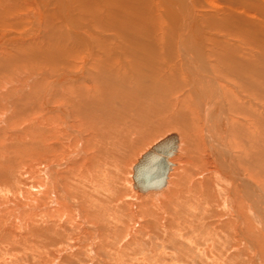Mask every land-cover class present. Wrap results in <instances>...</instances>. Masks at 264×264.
<instances>
[{
  "label": "rangeland",
  "instance_id": "obj_1",
  "mask_svg": "<svg viewBox=\"0 0 264 264\" xmlns=\"http://www.w3.org/2000/svg\"><path fill=\"white\" fill-rule=\"evenodd\" d=\"M26 29H28V27ZM0 30H4L5 32L16 31V29H14V31H10L3 28H0ZM16 39H11L12 41H5L3 39L2 44L6 47H9L13 44H23L35 38H27V40L26 38ZM22 39L24 41H21ZM2 44H0V46H2ZM15 58L17 59V57H3L2 61L0 62V264H217L219 260L226 259L227 255L232 256L235 254L233 242V246H231V244L230 246L226 244V250L228 251H226V255L223 254L224 246H222L220 243V236L218 237V235H221V237H227L229 235L228 239H235V231L233 232L232 229L230 230L228 228L223 229V226L220 228L223 223H226V221H228L227 223L231 221V223H233L234 220L233 217L235 215H232V211L227 206L230 210L228 213V209L226 207L227 204L225 205L226 208L224 207V203H226L229 197H231L230 194H235L234 207L236 208H232L233 212H235V214L239 213V215H241L243 219L246 220L245 223L248 224L250 221L251 223L253 222L250 224L251 228L249 227V224L247 226L249 227L250 231H246V234L249 233L248 235L245 234L246 237L249 238L250 236H254L253 238H249L253 240L251 245L254 244V246L249 248L250 245H248L246 242L245 247L243 246L242 248V258L239 257L230 264H264V211L262 212V210H264V198L262 197L264 196V132L261 133V140L259 139V143H261V150L263 149V151H260L259 155L260 157H263L259 158L261 169H257L256 167H253V169L250 168L252 170L242 169L238 163V157L243 154L242 151H240L238 148H235L236 150L234 149V147L231 145L233 144L231 139V144L229 143V140L225 141L227 138L224 139V143L229 149L238 171H236L234 166L233 169L235 172H240L243 174V176L250 180V182L247 183V179L236 180L235 176L233 177V172L229 171L230 169H227V172L229 173H227V175H230L229 177L227 175L224 176L225 174L220 176V178L218 175L211 177L213 168L212 164H210V161L212 160L210 154H212V152L206 133L204 132L202 121H200L198 118H196L197 122L195 123L196 127L193 136L186 137L181 127L171 124L170 119L165 117L167 116L166 110H163V108H161L158 112L154 110L157 108L142 105L141 102L143 100L139 102L137 100H133L135 102L130 104L129 102L132 100L129 99V101L126 102L128 106L123 103V105L120 106V109L118 108V111L115 109L111 110L112 113L110 111L111 105L107 104L106 107H108V112L110 111L111 114L107 112V108L105 106L102 107L101 105L99 108L97 107V109L92 108L91 106V108L94 109V112L88 111L89 113L86 112L85 115L89 114V117L93 116L91 113H97L98 115L94 116L93 118L90 117L93 120H91L93 123L89 124L90 121H88L87 125H85L84 123H86L89 118L85 119L84 114L83 116L80 115L78 117V115L76 116L75 113L78 106L77 103L79 104V98L76 96L78 92L76 91L77 93H74V90L76 89L75 86H77V80L84 79L82 71L80 73V71L75 72L74 70L72 73L62 64L59 66L58 63L57 65L49 62L46 63V61L43 62L37 57H32V59L30 58L33 62H31V60L27 57H25L24 61L22 60L24 57H18V61ZM4 59H7L8 61ZM75 59L76 58H71L70 60H65V62L70 61V63L74 64L80 63L77 65L80 66L81 60L78 58V60L75 61ZM7 63H9V65ZM4 64H7V66H4ZM11 64L12 66L10 67ZM13 65H15V67ZM4 67L5 69H3ZM49 70H52V73ZM15 72L17 73L14 74ZM67 76H74V79H68ZM69 84L72 89L70 86H68ZM60 86L63 87V89L60 88ZM73 87L75 89H73ZM53 90H55V92L58 90L56 92L57 94L54 93ZM68 91L71 92V94ZM58 93H60V95ZM73 93L75 94L76 98L75 96H71L74 95ZM60 96H62V98ZM72 98H75V101H73L74 99ZM59 102L61 104L58 105ZM141 106L145 107L141 108ZM123 108H126L131 113L126 111V109L125 113H121L124 112L122 111ZM146 111L148 112L146 113ZM263 111L264 104L261 113L262 116L264 115ZM66 112L67 116L64 114ZM118 112L120 113L118 114ZM112 114L114 115L111 116ZM117 114L118 116H121H119V118H127L129 120H115V118H118V116L115 117ZM129 114L132 116L129 117ZM145 116L147 118H145ZM151 116L154 117L152 118ZM156 116H159L158 120ZM101 117H103L102 120L100 119ZM110 117L113 118L110 120ZM136 117L137 121L140 119L142 123L137 122L135 120ZM94 118L96 120H94ZM97 118H99V121ZM262 118L263 125L261 128L264 130V117ZM147 119L150 120L147 121ZM153 119L157 121L155 122ZM123 120H125V122H122ZM201 120H203V116L201 117ZM95 121H97V123ZM132 121L133 124H131ZM145 121L152 125V128L147 122L145 123ZM126 122H130V125ZM134 122H136L137 126L139 125V127L135 125V129H132V126L135 124ZM168 122L169 125L171 124L172 126L170 125L169 127V125H167ZM104 123L105 125H102ZM110 123L111 125H109ZM97 124H101V128L97 126ZM142 124H146L149 131L146 127L145 129ZM155 124H158L157 127ZM126 126L128 130L125 129ZM165 127L167 129H165ZM171 127L172 129H170ZM140 128L144 129L141 130ZM131 129L134 131L133 133L131 132ZM97 130L100 131L98 132ZM137 131L140 133L142 131L143 132L141 135L138 132L139 136H137ZM126 132L131 133L128 134ZM171 132H178L183 138H181L183 142L182 149L180 151L181 153L179 154L181 156L178 155V158L180 159L176 160L177 168L172 173L173 176L171 175L172 181L170 180L169 187L164 190L162 194H164V192H169V190H171L173 187H176L180 190L182 189V192L181 195L176 197V201H170L171 203L169 202L166 206H157V202L154 200H152V202L143 199L145 196L147 197L149 195H153V193L144 195L143 198H141L138 197V193H136V191L133 189V167L137 164L138 159H140L142 154L146 153L155 143ZM132 134L135 136H132ZM144 134L146 137H144ZM103 136L106 137V140L103 139ZM111 139H113L112 141L119 142V144L117 143L115 145V142H111ZM111 143L112 145H109ZM99 146H101V149L98 148ZM104 148L105 150H108L103 151ZM115 149H118V151ZM99 151L100 153H98ZM103 152H106V154ZM109 152L113 155L111 156ZM208 152L210 153L208 154ZM99 154L105 156L102 157ZM244 156L245 155L242 156L243 159L245 157L247 158V156L248 160L251 159L248 153L247 156ZM106 157L110 158V160H107ZM101 159L102 163L100 162ZM245 161H247V159H245ZM115 162L116 164H114ZM261 162H263V164ZM99 164L107 165H103L102 167V165L99 166ZM241 170H244L246 173L244 174V172ZM255 172H257V174ZM231 173L233 178H231ZM219 174L221 175L222 173ZM230 178L234 181H232ZM192 180L194 183H196V185ZM209 181L211 183H209ZM238 181H243V183ZM237 182L238 184H236ZM239 183H242L245 186L242 184L240 185ZM252 184H254L256 190L259 188V192L252 187ZM189 185L193 187L195 186L198 189L194 187L195 191H191L192 187ZM183 186H185V188ZM204 186H206V189ZM239 188L242 190V193L239 191ZM253 189L254 191H252ZM210 190L213 191V195H211L212 192ZM234 191L235 193H233ZM189 192L195 193L193 195L190 193V197ZM253 192L256 193V196H254ZM129 193L131 194L129 195ZM135 193L136 195H134ZM203 193L207 194L204 196ZM155 194L161 193L159 192ZM207 195L208 199H205ZM236 196H238V199ZM187 197L189 198L187 199ZM210 197L212 200H217V203L215 200H213V204V201H210ZM217 197L218 199H216ZM199 200H201L203 205H201L202 203H200ZM207 200L208 202L210 201L209 203L212 202L211 205H209ZM257 200L260 201V203H256L257 206L259 205L257 208H259L260 214L255 216L253 212L251 213L252 210L249 209L252 207L251 204ZM189 202L191 205H189ZM204 202L208 208L204 207L206 206ZM150 203L152 204L151 208L149 205ZM202 206L204 208H202ZM156 207L157 209H154ZM159 207L162 208V211H160L161 208ZM194 209H196V211H194ZM210 209L212 212H210ZM199 210H204L205 212L203 211L202 214L201 211L199 214ZM192 213H194V215ZM187 214L190 218L187 216ZM207 214L209 216H207ZM261 215H263V217ZM177 218L179 219L177 220ZM172 221L176 222H174L175 225H172L171 227L173 230L166 227L172 223ZM185 221L186 223L183 224ZM210 221H212V223ZM164 223L166 225H164ZM205 223H207V229H204L206 228ZM220 223L222 224L219 225ZM257 223L262 224L261 226L263 227H259L260 224L257 225ZM180 225L183 227L181 232L177 230L181 227ZM256 225L259 229H257L258 232L255 228ZM198 226L201 227L202 230ZM254 230L257 233H255ZM225 232L228 234L224 235ZM203 233L206 235H203ZM253 233H255V235ZM174 234L176 237H174ZM258 236L260 240L258 239ZM214 237L216 240L213 241L212 239H214ZM180 244L182 247L179 246ZM213 244L215 248H213ZM208 247L211 249L209 248V250H207L206 248ZM208 251L210 254H208ZM208 256H211V258L213 257V260L216 259V261H212ZM207 260H209V262H207Z\"/></svg>",
  "mask_w": 264,
  "mask_h": 264
},
{
  "label": "bare ground",
  "instance_id": "obj_2",
  "mask_svg": "<svg viewBox=\"0 0 264 264\" xmlns=\"http://www.w3.org/2000/svg\"><path fill=\"white\" fill-rule=\"evenodd\" d=\"M27 27H28V29H26ZM0 28L10 30V31L11 30L14 31V29H16L15 32H12V31L11 32H7V31L5 32L4 30L3 31L0 30V44H2L3 39L5 41H8L11 39L12 40L16 39V38H18V39L19 38H26V40H27V38L28 39L29 38L30 39L35 38V39H32V40L27 41V42L20 44V45H14L12 43L13 44L12 46L6 47L2 44V46H0V62L2 61L3 57H5V58L6 57H9V58L10 57H17V59H18V57H21V58L24 57L22 59L23 61H24L25 57H27L29 59L30 58L32 59V57H34V58L37 57V58H39V60H42L43 62L46 61V63L49 62V63L56 64V65L58 63L59 66L62 64L64 67H66L71 72L75 70V72L80 71V73H81V71H82V73L84 75V79L83 80H80V79L77 80V86H75L76 89L73 87V89H75L74 93L78 92L76 96H78L77 98H79L78 99L79 104L77 103L78 106H77V110L75 112L76 116L77 115H78V117L80 115L83 116V114L85 115L86 112L93 111L94 109H92V108L97 109V107L99 108L101 105H102V107L103 106L106 107V105L109 104V105H111L110 111L114 110V109L116 111H118V108L120 109V106H122L123 103H125L128 106V104L126 102H128L129 99L132 100L129 102L130 104L132 102H135L133 100H137L138 102L143 100L141 102L142 105H145L148 107L152 106L154 108H157L154 110H156L158 112L161 108H163V110H166L167 116H165V117H168L170 119L171 124L181 127V129L183 130V133L185 134L186 137H192L193 136L194 130L196 127L195 123L197 122L196 118H198L200 121H202V125L204 127V132L206 133V136H207L210 148H211V152H212V154H210L211 158H212V160L210 161V164H212V168H213L211 177H215L216 175H218V177L220 178V176H222L223 174H225L224 176H226L228 173L227 169L228 170L230 169L229 171L233 172V174H234L233 177L235 176L236 180L237 179L238 180H240V179L246 180L247 179L243 176V174H241L240 172L237 173L233 169V166L236 169V165H235V162L233 160L232 155L230 154L229 149L226 147V145L224 143L225 138H227V139H225V141L229 140V143H230V139H231L233 144H231V143L230 144L234 147V149L238 148V149H240V151H242L243 154L241 153L242 155H240L238 157V163L242 169H246V170L250 169V168L253 169V167H256L257 169H261L260 168L261 164H260L259 158H263V157H260L259 155H260V151H263V149L261 150V143H259V139H260L261 133L264 132V130H262V128H261L263 125V118L262 117H264V115L262 116V114H261L262 109H263V104H264V0H0ZM16 41H17V39H16ZM21 41H24V40L22 39ZM9 49H11V50H9ZM3 55H5V56H3ZM71 58H76L75 61H77L79 58V60H81V65L77 66L80 63L74 64V63H70V61L65 62V60H68V59L70 60ZM4 60H7V59H4ZM22 60H19V61H22ZM31 62H33V61L31 60ZM39 63H40V61H39ZM7 64L9 65V63H7ZM7 64L6 65L4 64V66H7ZM43 64H45V63H43ZM15 65H13V66L15 67ZM11 66H12V64L10 65V67ZM32 68H33V66H32ZM3 69H5V67ZM13 70H15V69H13ZM21 70H23V69H21ZM16 71H18V70H16ZM49 71L51 72L52 70H49ZM66 71H64V72H66ZM16 73L17 72H15L14 74H16ZM64 76H66V75H64ZM67 78L68 79H70V78L74 79V76H67ZM64 80H62V81H64ZM62 81H61V83H62ZM67 82H68V80H67ZM68 86H70V84ZM70 87H68V88H70ZM60 88L63 89V87H61V86H60ZM55 89H56V87H55ZM71 89H72V87H71ZM186 89H188V90H186ZM53 91H54V93H56L58 90L56 92H55V90H53ZM69 93L71 94V92H69ZM58 94L60 95V93H58ZM71 96H75V94L71 95ZM76 96H75V98H76ZM60 97L62 98V96H60ZM63 98H64V96H63ZM75 98H72V99H74L73 101H75ZM30 99H31V97H30ZM31 101H32V99H31ZM56 101H57V99H56ZM60 102L58 103V105L61 104ZM91 106H92V108H91ZM142 107L143 106H141V108ZM106 108H107V112H108L109 109H108V107H106ZM126 108H123L122 111H124V112H121V113H125L126 111H129ZM139 108H140V106H139ZM46 109H48V108H46ZM125 109H126V111H125ZM136 109H137V107H136ZM98 110H95V111H98ZM47 111H50V110H47ZM110 111L108 112L109 114L112 113V111H111V113H110ZM135 111H137V110H135ZM148 111H146V113ZM101 112H102V110H101ZM107 112H106V114H107ZM151 112H152V110H151ZM103 113H104V111H103ZM113 113L115 114L114 111H113ZM119 113L120 112H118V114ZM129 113H131V112L129 111ZM160 113H162V112H160ZM64 114L67 116V112ZM91 114L93 115L92 117L90 116L91 118L98 115L97 113L96 114L91 113ZM114 114H112L111 116H113ZM118 114L115 117H117ZM199 114H200V118H199ZM4 115H5V113H4ZM100 115H101V113H100ZM104 115H105V113H104ZM76 116H74V117H76ZM99 116H97V117H99ZM119 116H118V118L114 117L115 120L116 119H127V118H119ZM131 116L132 115H130L129 117H131ZM154 116H155V113H154ZM154 116H151V117L153 118ZM202 116H203V120H201ZM90 117H89V114L85 115V117H84L85 119L89 118V120H87V122L84 123L85 125H87L88 121H90L89 124L93 123L92 122L93 120ZM122 117H124V116H122ZM156 117L158 120L159 116H156ZM65 118H67V117H65ZM102 118L103 117H101L100 119L102 120ZM111 118H113V117H110L109 119L111 120ZM145 118H147V117L145 116ZM98 119L99 118H97V120ZM94 120H96V119L94 118ZM101 120H100V122L102 123ZM104 120H105V118H104ZM127 120H129V119H127ZM131 120H133V119H131ZM135 120L137 121V117ZM149 120L147 119V121H149ZM77 121H79V120H77ZM147 121H145V123ZM153 121H155V120L153 119ZM95 122L97 123V121H95ZM122 122H125V120H123ZM137 122L142 123L140 121V119ZM105 123L102 125H105ZM126 123L130 125V122L129 123L126 122ZM134 123L135 124H134V126H132L133 127L132 129H135L134 128L135 125L137 126V123L136 122H134ZM151 123H152V121H151ZM131 124H133V121ZM81 125H82V123H81ZM109 125H111V123ZM157 125L158 124H155L156 127H157ZM167 125H169V122ZM170 125H169V127H170ZM67 126H68V124H67ZM92 126H91V129H92ZM97 126H99L101 128V124L100 125L97 124ZM140 126H141V124H140ZM143 126H144V128L146 127L148 129L146 124ZM151 126L152 125H150V127ZM137 127H139V125ZM80 128H82V127H80ZM144 128H142V129L140 128V129L143 130ZM167 128H168V126H167ZM167 128L165 127V129H167ZM125 129H127V126L125 127ZM170 129H172V127ZM148 131H149V129H148ZM113 132H116V131H113ZM131 132L133 133L134 131L132 130ZM131 132H129V133H131ZM138 132L139 131H137V133H136L137 136H139ZM126 133H128V132H126ZM141 133L139 132L140 135H141ZM120 134H121V132H120ZM134 134H132V136L136 135V134L135 135ZM171 135L176 136L178 147H177V152L175 153V155L173 157H171V159L169 160V162L171 164V171L168 175L167 185L161 190L149 191V192H140L134 188V181H133V189L136 191V193H138V197L143 198L144 195H148V194L153 193V195H149L147 197L145 196V198H143V199L147 200V201L154 200L155 202H157V206L158 205L159 206H166L170 201H173V200L176 201L175 200V199H177L176 197L178 195H181V192H182L181 191L182 189L180 190L176 187H173V188H171V190H169V192H166V193L164 192V194H162V192L169 187L171 175L174 172V170L177 168L176 160L180 159V158H178V155L181 153L180 151L182 149V142H183L182 139L183 138L180 136V133H178V132H171V133L167 134L165 137L161 138L157 143H159L160 141L164 140L165 138H167ZM118 136H120V135H118ZM101 137H102V135H101ZM103 137H104L103 139L106 138L105 136H103ZM144 137H146V135ZM107 138H110V137H107ZM112 140L113 139H111V142L114 143L115 141H112ZM138 140H136V141H138ZM117 143L119 144V142H115L114 144L116 145ZM157 143H155V144H157ZM114 144H113V146H114ZM206 144H205V146H206ZM109 145H112V143ZM126 145H127V142H126ZM121 146H123V145H121ZM63 147H64V145H63ZM127 147H128V145H127ZM98 148L101 149V146H99ZM129 148H130V146H129ZM206 148H207V146H206ZM118 149H115V150L118 151ZM97 150H99V149H97ZM104 150H105V148L103 149V151ZM106 150H108V149H106ZM100 151L98 153H100ZM127 151H130V150H127ZM95 152L97 153L96 150H95ZM103 153L106 154V152H103ZM209 153L210 152H208V154ZM247 153L250 155V157H251L250 160H252V161L248 160ZM263 153H264V151H263ZM110 154H111V156L113 155L112 153H110ZM144 154H142V156ZM99 155H101V154H99ZM243 155L247 156V158L244 156L245 158L243 159L242 158ZM104 156H102V157H104ZM179 156H181V155H179ZM108 157H109V155H108ZM108 159L110 160V158H107V160ZM245 159H247V161H245ZM92 160H94V159H92ZM107 160H106V162H107ZM139 160L140 159H138V161ZM100 162L102 163V159L100 160ZM106 162H104V163H106ZM112 162H114V161H112ZM261 163L263 164V162H261ZM97 164H98V162H97ZM114 164H116V162ZM101 165L103 167L104 164H101ZM101 165L99 164V166H101ZM106 165H104V166H106ZM250 166H252V167H250ZM240 167H239V169H240ZM237 168H238V165H237ZM252 169H250V170H252ZM236 171H238V170L236 169ZM241 171L244 172V170H241ZM101 173H102V171H101ZM219 173H222V174L220 175ZM245 173L246 172H244V174ZM249 173H251V172H249ZM255 173L257 174V172H255ZM207 174H209V173H207ZM250 175H252V174H250ZM202 176H203V174H202ZM233 177H232V173H231V178H233ZM95 178H97V177H95ZM132 179H133V176H132ZM100 180H101V178H100ZM236 180H235V182H236ZM232 181H234V180H232ZM246 181H247V183L250 182V180H248V179ZM238 182L243 183V181H238ZM238 182L236 184H238ZM193 183H194V181H193ZM206 183H205V185H206ZM209 183H211V182L209 181ZM115 184H117V183H115ZM194 184L196 185V183H194ZM236 184H235V186H236ZM105 185H107V184H105ZM191 185H192V183H191ZM191 185H189V186H191ZM232 185H234V184H232ZM242 185H244V184H242ZM249 185L251 186L250 183H249ZM252 185H253L252 187L255 189L254 184H252ZM206 186H204L205 189H206ZM214 186H215V184H214ZM183 187L185 188V186H183ZM183 187H181V188H183ZM191 187H192L191 191H193L195 188H197L195 186H194L195 188L193 186H191ZM199 187H202V186H199ZM238 187H240V186H238ZM113 188H115V187H113ZM186 188H187V185H186ZM237 188H236V190H237ZM83 189H84V187H83ZM248 189H250V188H248ZM254 189L252 191H254ZM258 189L257 190L255 189V190L258 191ZM208 190H209V186H208ZM130 191H132V190H130ZM203 191H201V192H203ZM217 191H218V189H217ZM235 191L233 193H235ZM239 191H241V193H242L241 189ZM159 192L161 194H155V193H159ZM186 192H187V190H186ZM211 192H212L211 195H213V191H211ZM110 193H111V191H110ZM136 193L134 195H136ZM190 193L191 192H189V195H190ZM194 193L192 192L191 195H193ZM216 193H218V192H216ZM253 193H254V196H256V193L255 192H253ZM50 194H51V192H50ZM130 194L131 193H129V195ZM205 194H207V193H205ZM205 194H204V196H205ZM191 195H190V197H191ZM260 195H263V194H260ZM185 196H187V195H185ZM230 196L231 197H229L228 201L227 202L225 201L226 203H224V207L227 204L226 207L228 206L229 209L232 211V215H235L233 217L234 220L232 219L233 223H231L232 221L229 223H227L228 221H226V223H223V224L220 223L219 225L222 224L220 228H222V226H223V229L228 228L230 230L232 229L233 232L235 231L236 232V234L234 233L235 239H232L233 241L231 239H228L229 235L227 237L226 236L221 237V235H218V237L220 236V238H221L220 243L222 244V246H224L223 254L226 255V253H227L226 251H228V250H226V248H227L226 244H228L229 246H230V244H231V246L234 245L235 254H233L232 256L227 255V258L225 257L226 259L219 260V262L217 261L218 262L217 264H230L232 261H235L239 257H241V254L243 253L242 248H243V246L245 247L246 242L248 243V245H250L249 248L250 247L252 248L254 246V244L251 245L253 240L249 239V238H253L254 236L253 237L248 236L249 238L246 237V235L249 234V233L246 234V231H248V230L250 231L249 227L251 228L250 224H252L253 222L251 223V221H250L248 223L249 227H247L248 224L245 223L246 220L243 219V217L241 215H239V213L235 214V212H233L232 208L234 207V203H235V201H234L235 194L234 195L230 194ZM251 196H252V194H251ZM193 197H195V196H193ZM211 197H213V196H211ZM236 197L238 199V196H236ZM257 197H259V196H257ZM262 197L264 198V196H262ZM182 198H184V197H182ZM188 198L189 197H187V199ZM200 198H201V196H200ZM110 199H111V197H110ZM193 199H195V198H193ZM205 199H208V195ZM216 199H218V197ZM219 199H220V197H219ZM226 199H227V197H226ZM190 200H192V199H190ZM201 200H199L200 203H202ZM203 200H204V198H203ZM213 200H215V199H213ZM213 200L211 198L210 201H213ZM260 200H263V199H260ZM215 201L217 203V200H215ZM222 201H223V199H222ZM207 202H208V200H207ZM257 202L260 203V201H258V200L256 202L254 201V203L251 204L252 205L251 209H249V210H252L251 213L253 212L255 216L260 214L259 208H257L259 206V205L257 206V204H256ZM151 203L149 204L150 208L152 206ZM211 203H209V205H211ZM195 204H197V203H195ZM204 204L206 205L205 202H204ZM213 204H214V201H213ZM189 205H191L190 202H189ZM201 205H203V203ZM141 206H142V204H141ZM204 207H207V205ZM204 207L202 206V208H204ZM228 207H227V209H228ZM159 208H161V207H159ZM198 208H199V206H198ZM235 208L236 207H234V209ZM95 209H97V208H95ZM154 209H157V207ZM196 209H197V207H196ZM196 209H194V211H196ZM229 209H228V213L230 211ZM108 210H110V209H108ZM160 211H162V208ZM201 211L202 210H199V214ZM203 211L201 212L202 214H203ZM236 211H238V210H236ZM263 211L264 210H262V212ZM210 212H212L211 209H210ZM206 213H204V214H206ZM192 214L194 215V213H192ZM193 215H192V217H193ZM222 215H224V214H222ZM187 216H188V214H187ZM207 216H209V215L207 214ZM224 216H223V218H224ZM261 216L263 217V215H261ZM203 217H204V215H203ZM108 218H109V216H108ZM194 218H196V217H194ZM230 218H232V217H230ZM250 218H253V217H250ZM178 219L179 218H177V220ZM174 220H176V219H174ZM169 221H170V219H169ZM158 222H160V221H158ZM174 222L172 221V223H170L166 227L168 229H171L172 225L173 226L175 225ZM210 222L212 223V221H210ZM160 223H162V222H160ZM185 223H186V221L183 224H185ZM206 224L207 223H205V225ZM259 224L260 223H257V225H259ZM164 225H166V224L164 223ZM257 225L255 227L256 230L258 229ZM261 225L262 224H260L259 227ZM180 226H177V227H180ZM261 227H263V226H261ZM182 228L183 227L181 226L180 228H178V229L176 228V229L181 232L183 230ZM190 228H191V226H190ZM199 228L201 229V227H199ZM252 228H253V226H252ZM204 229H207V225H206V228H204ZM171 230H173V229H171ZM258 230H257V232H258ZM226 232L224 233V235L228 234V233L226 234ZM257 232L255 231V233H257ZM127 233H128V231H127ZM231 233H232V231H231ZM255 233H253V234L255 235ZM203 235H206V234L203 233ZM214 235H216V234H214ZM174 237H176L175 234H174ZM215 237H214V239H212L213 241L216 240ZM189 238H191V237H189ZM258 239H259V236H258ZM232 242H233V245H232ZM217 245H216V247H217ZM248 245H247V247H248ZM258 245H260V244H258ZM179 246H181V244ZM222 246H220V247H222ZM209 248L210 247H208L206 249L209 250ZM211 248H212V246H211ZM213 248H215L214 244H213ZM180 250H182V249H180ZM249 251H250V249H249ZM208 254H210L209 251H208ZM208 257L211 258V256H208ZM211 260L214 262L216 261V259L213 260V257L211 258ZM207 262H209V260H207ZM212 264H214V263H212Z\"/></svg>",
  "mask_w": 264,
  "mask_h": 264
},
{
  "label": "water",
  "instance_id": "obj_3",
  "mask_svg": "<svg viewBox=\"0 0 264 264\" xmlns=\"http://www.w3.org/2000/svg\"><path fill=\"white\" fill-rule=\"evenodd\" d=\"M177 147L176 136L171 135L147 151L133 168L134 188L140 192L163 189L171 171L169 160Z\"/></svg>",
  "mask_w": 264,
  "mask_h": 264
}]
</instances>
